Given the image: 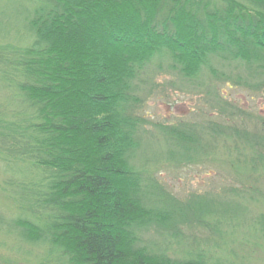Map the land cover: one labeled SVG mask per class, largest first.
I'll return each mask as SVG.
<instances>
[{"label": "trees", "instance_id": "1", "mask_svg": "<svg viewBox=\"0 0 264 264\" xmlns=\"http://www.w3.org/2000/svg\"><path fill=\"white\" fill-rule=\"evenodd\" d=\"M5 13L29 42L0 20V152L39 177L31 217L9 227L61 264H224L187 232L213 236L241 205L179 199L157 172L234 149L223 161L241 181L264 173V115L216 87L264 96V0H0ZM165 70L206 88L216 115L154 123L148 100ZM180 238L188 256L172 258Z\"/></svg>", "mask_w": 264, "mask_h": 264}, {"label": "rangeland", "instance_id": "2", "mask_svg": "<svg viewBox=\"0 0 264 264\" xmlns=\"http://www.w3.org/2000/svg\"><path fill=\"white\" fill-rule=\"evenodd\" d=\"M0 20L10 26L8 31L10 30L13 38L23 44L29 42V39L23 38V23H16L7 13L0 15ZM154 79L158 86L148 100L146 110L154 123H191L197 120L206 122L209 117L216 115V107L206 101L203 91L207 89L200 88L202 85H184L178 75L170 70L157 71ZM202 80L209 83L211 78L204 75ZM216 87L227 95L229 101L243 110L264 115V96H253L248 91L230 88L221 83H217ZM2 97L3 92L0 89V100ZM151 132L157 133V130L153 129ZM210 140L216 143L213 136ZM222 144L220 141V147ZM213 151L218 152L217 149ZM223 151L219 149V156L211 154L204 162L181 165L169 162L164 166L159 164L158 178L169 191L182 200L204 195L214 199L216 203L221 200L239 203L241 208L226 215V220L218 226L215 235L210 236L202 228L187 233L196 235L204 249L210 248V255L224 264H264V233L259 225L264 226V173L241 181V176L231 167V163L223 161L226 158L231 159L234 149L228 157L221 156ZM7 157L6 153L0 152V264H61L50 246L24 242L16 234V230L9 227L8 221L18 217H31L29 208L34 197L30 184L38 181L39 177L28 166L5 161L7 159L4 158ZM242 187H251L252 192L256 188L261 193L254 192V198L250 199L241 195ZM33 218L34 221L37 219ZM209 236L212 240L208 246L205 241ZM151 237L157 240L160 238L155 232ZM213 238L221 244L217 245ZM180 242L189 244L188 240L180 238L173 240L166 248L172 258L184 259L188 256L186 251L189 246H181Z\"/></svg>", "mask_w": 264, "mask_h": 264}]
</instances>
